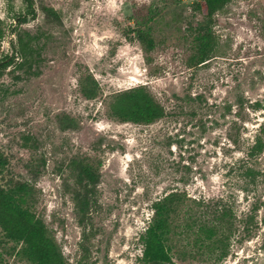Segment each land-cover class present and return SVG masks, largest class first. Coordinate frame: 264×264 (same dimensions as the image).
<instances>
[{
	"label": "rangeland",
	"instance_id": "1",
	"mask_svg": "<svg viewBox=\"0 0 264 264\" xmlns=\"http://www.w3.org/2000/svg\"><path fill=\"white\" fill-rule=\"evenodd\" d=\"M196 1L33 0L36 16L21 23L27 1L0 0V63L16 57L18 33L36 53L32 68L16 58L0 70V184L28 187L63 264H141L153 203L171 193L184 199L171 217V264H264V150L251 155L264 141V110L252 108L264 103V0H231L215 15L203 65L192 63L187 29L203 21ZM149 8L156 47L146 54L134 20ZM139 85L166 110L154 124L111 114L113 96ZM78 159L99 176L85 240L70 168ZM203 222L218 226L212 240ZM21 247L0 227V264H30Z\"/></svg>",
	"mask_w": 264,
	"mask_h": 264
},
{
	"label": "trees",
	"instance_id": "2",
	"mask_svg": "<svg viewBox=\"0 0 264 264\" xmlns=\"http://www.w3.org/2000/svg\"><path fill=\"white\" fill-rule=\"evenodd\" d=\"M29 8L26 16H21V23H25L31 15L36 16L33 0H26ZM231 0H198L191 6L193 16L200 15L203 21L194 30L191 24L187 28L195 37V54L192 63L203 65L209 62L216 48L215 38L212 34L213 19L215 15L224 9ZM154 10L149 8L147 14L134 20V33L137 41L142 45L146 54L155 51L156 41L154 37V26L151 24L155 20ZM27 36L28 38H25ZM3 38V29L0 23V45ZM33 38L26 33L17 34L16 57H12V62L3 61L0 70L9 67L16 58L21 62L19 69L32 68L35 62ZM8 59V57H6ZM5 58V59H6ZM7 61V62H6ZM82 84V93L86 99L91 100L96 97L97 87L93 78H89ZM256 111L264 110V103L257 101L252 106ZM110 111L113 117L123 123H133L137 125H151L166 116L165 108L154 98L146 85H139L116 93L110 103ZM72 127V126H71ZM67 129V128H65ZM264 134V122L261 127ZM264 150V141L258 137L251 149V155L259 154ZM4 164L0 160V167ZM71 178L74 182V204L76 212L80 217V222L85 225L89 219L93 206L97 205L96 188L99 176L89 166L83 165L82 160H72L70 163ZM29 189L24 184H19L13 188H5L0 184V227L6 237L22 244L19 255L30 264H63V258L53 240L47 235V228L43 219L39 218L31 210L27 203ZM183 196L179 193H171L165 198L153 203L154 215L151 223L141 236L143 246V257L141 264H171L169 247L167 242L171 233V217L176 213V209L183 201ZM27 205V206H26ZM226 211L217 218L221 224L226 217ZM213 223V222H212ZM85 225L84 240L89 237L91 231H87ZM188 227H192L187 225ZM216 224L203 222L199 230L206 235L209 240L217 236L219 231ZM90 233V234H88Z\"/></svg>",
	"mask_w": 264,
	"mask_h": 264
},
{
	"label": "water",
	"instance_id": "3",
	"mask_svg": "<svg viewBox=\"0 0 264 264\" xmlns=\"http://www.w3.org/2000/svg\"><path fill=\"white\" fill-rule=\"evenodd\" d=\"M17 22L19 21L18 19L16 20ZM7 62V61H6ZM3 63H0V66L2 65Z\"/></svg>",
	"mask_w": 264,
	"mask_h": 264
},
{
	"label": "flooded vegetation",
	"instance_id": "4",
	"mask_svg": "<svg viewBox=\"0 0 264 264\" xmlns=\"http://www.w3.org/2000/svg\"><path fill=\"white\" fill-rule=\"evenodd\" d=\"M31 16V15H30Z\"/></svg>",
	"mask_w": 264,
	"mask_h": 264
}]
</instances>
